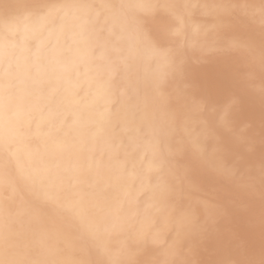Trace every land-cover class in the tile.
Listing matches in <instances>:
<instances>
[{
	"label": "snow or ice",
	"instance_id": "snow-or-ice-1",
	"mask_svg": "<svg viewBox=\"0 0 264 264\" xmlns=\"http://www.w3.org/2000/svg\"><path fill=\"white\" fill-rule=\"evenodd\" d=\"M27 21L64 38L48 60L68 87L25 161L38 105L18 92L13 40ZM0 69V264H264V0H0ZM13 163L43 185L30 234Z\"/></svg>",
	"mask_w": 264,
	"mask_h": 264
},
{
	"label": "bare ground",
	"instance_id": "bare-ground-1",
	"mask_svg": "<svg viewBox=\"0 0 264 264\" xmlns=\"http://www.w3.org/2000/svg\"><path fill=\"white\" fill-rule=\"evenodd\" d=\"M52 2H62V0H52ZM239 2H247L258 5L260 0H239ZM199 16L195 18L199 21ZM188 38L199 44H212L216 37L209 32H201L199 35L188 33ZM15 44L14 49V79L21 95L29 96L32 104L38 105V108L31 113V127L27 123L23 125V132L26 139L16 145L14 150L20 153L23 160L27 161V153L35 150L37 146H42L41 135L45 129L38 127L41 121L42 113L47 114L48 110L54 106L61 96L67 95L64 89L68 85L58 79L59 71L54 75L49 67V55L53 50L62 45L64 38L60 36L59 32L50 27L42 26L38 21L21 22L17 34L13 40ZM193 57L198 56L199 50L193 48L190 50ZM235 60V58H232ZM238 67H246L237 64ZM2 71V69H0ZM80 79L83 81L85 74L88 72L87 67L81 66L79 68ZM259 66L256 67L257 82H259ZM75 78V77H74ZM59 88L60 93L55 97L52 96L53 89ZM68 100H73V97L68 96ZM76 102H88L84 98V93L74 98ZM103 102L100 101L98 107H102ZM256 116H259V101L256 102ZM11 179L16 183L17 196L10 202L11 211L19 216L15 219L18 225H23L26 233L30 234V226L28 223L27 211L32 202L37 201L43 195V185L41 178L36 176L34 181L28 184L19 181V174L15 169V163L12 166ZM8 193L0 189V198ZM259 209V202L257 201V210ZM204 210L201 209L203 215ZM258 232V228H257ZM123 237L120 235H113L110 243L113 247L117 246Z\"/></svg>",
	"mask_w": 264,
	"mask_h": 264
}]
</instances>
